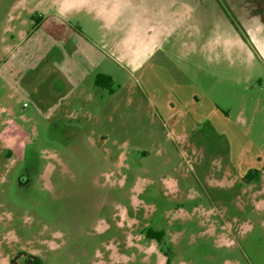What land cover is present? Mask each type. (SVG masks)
<instances>
[{
  "label": "rangeland",
  "instance_id": "374dc122",
  "mask_svg": "<svg viewBox=\"0 0 264 264\" xmlns=\"http://www.w3.org/2000/svg\"><path fill=\"white\" fill-rule=\"evenodd\" d=\"M188 4L204 93L180 119L129 93L100 114L35 105L13 64L53 9L0 0V264H264V56L245 46L264 42V0Z\"/></svg>",
  "mask_w": 264,
  "mask_h": 264
},
{
  "label": "crops",
  "instance_id": "0c3cea01",
  "mask_svg": "<svg viewBox=\"0 0 264 264\" xmlns=\"http://www.w3.org/2000/svg\"><path fill=\"white\" fill-rule=\"evenodd\" d=\"M188 1L38 0L53 9L46 15L51 29L45 40L27 44L25 53L15 56L14 69L21 68L23 76L13 84L53 113L100 114L118 109L114 99L129 93L132 106L144 98L149 114L171 118L178 112L187 118L204 93L199 65L193 69L197 83H188L184 57L204 50L203 20ZM246 36L249 53L264 56V42ZM98 75L111 78V89L96 84ZM259 172L252 167L247 174L253 178Z\"/></svg>",
  "mask_w": 264,
  "mask_h": 264
},
{
  "label": "trees",
  "instance_id": "16d2710c",
  "mask_svg": "<svg viewBox=\"0 0 264 264\" xmlns=\"http://www.w3.org/2000/svg\"><path fill=\"white\" fill-rule=\"evenodd\" d=\"M111 82L110 77H106L105 75H98L96 78V84L101 86H108Z\"/></svg>",
  "mask_w": 264,
  "mask_h": 264
},
{
  "label": "flooded vegetation",
  "instance_id": "af4514ba",
  "mask_svg": "<svg viewBox=\"0 0 264 264\" xmlns=\"http://www.w3.org/2000/svg\"><path fill=\"white\" fill-rule=\"evenodd\" d=\"M250 176V175H249Z\"/></svg>",
  "mask_w": 264,
  "mask_h": 264
}]
</instances>
